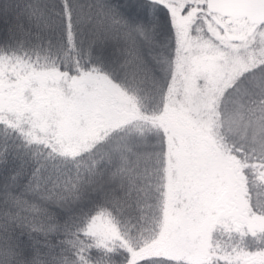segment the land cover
<instances>
[{"label":"trees","instance_id":"trees-1","mask_svg":"<svg viewBox=\"0 0 264 264\" xmlns=\"http://www.w3.org/2000/svg\"><path fill=\"white\" fill-rule=\"evenodd\" d=\"M171 37L160 0H0V264H264L255 254L264 250V225H235L228 210L216 212L209 244L196 256L168 226L184 188L170 178L165 131L148 116L164 100ZM89 74L134 95L147 116L118 119L92 140L78 125L62 137L54 123L85 119L77 108L89 99L59 78ZM226 96L244 208L264 217L263 160L235 118L236 109L258 118L252 133L264 141V80ZM96 214L120 236L100 240L86 231Z\"/></svg>","mask_w":264,"mask_h":264},{"label":"rangeland","instance_id":"rangeland-1","mask_svg":"<svg viewBox=\"0 0 264 264\" xmlns=\"http://www.w3.org/2000/svg\"><path fill=\"white\" fill-rule=\"evenodd\" d=\"M160 2L167 9L173 52L166 62L161 109L148 117H154L165 131L170 150V178L176 187L184 188L185 198L176 212L168 214V226L174 236L179 234L184 240L189 256H196L209 244L216 212L228 210L232 217L238 218L233 224L240 222L250 231L264 225V217H251L244 208L242 174L232 151L233 142H239L230 139L226 116L230 120V114L224 107L230 87L234 90L237 84L241 88L244 83L264 80V21L251 23L243 17L225 19L224 15L209 11L205 0ZM246 70L250 71L237 81ZM59 81L89 99L87 106L77 108L86 112L85 119L78 118L76 125H69L63 119L59 120L60 124L54 123V129L64 138L77 125L82 137L92 140L99 128L118 119L138 113L147 116L145 111L137 109L134 95L121 91L117 83L100 74L82 78L61 76ZM239 113L236 109L239 135L252 140L255 156L263 160L257 164L262 166L259 177L264 179V141H256L261 121ZM256 130L255 135L252 131ZM86 231L100 240L120 236L114 222L103 214H96ZM255 254L264 257V250Z\"/></svg>","mask_w":264,"mask_h":264},{"label":"water","instance_id":"water-1","mask_svg":"<svg viewBox=\"0 0 264 264\" xmlns=\"http://www.w3.org/2000/svg\"><path fill=\"white\" fill-rule=\"evenodd\" d=\"M205 7L226 19L244 17L252 23L264 21V0H205Z\"/></svg>","mask_w":264,"mask_h":264}]
</instances>
